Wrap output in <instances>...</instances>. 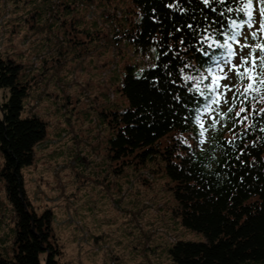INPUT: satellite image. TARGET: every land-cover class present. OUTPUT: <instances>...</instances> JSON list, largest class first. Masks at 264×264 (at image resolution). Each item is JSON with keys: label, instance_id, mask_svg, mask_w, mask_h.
Here are the masks:
<instances>
[{"label": "rangeland", "instance_id": "rangeland-1", "mask_svg": "<svg viewBox=\"0 0 264 264\" xmlns=\"http://www.w3.org/2000/svg\"><path fill=\"white\" fill-rule=\"evenodd\" d=\"M131 9L130 0H0V56L32 77L22 115L46 123L22 171L25 192L36 212L52 211L61 264H175L178 240L205 241L182 225L171 180L154 163L109 156L125 71L139 75L155 55L127 39ZM7 94L0 88V104ZM3 188L0 179V251L11 258L15 217Z\"/></svg>", "mask_w": 264, "mask_h": 264}, {"label": "trees", "instance_id": "trees-1", "mask_svg": "<svg viewBox=\"0 0 264 264\" xmlns=\"http://www.w3.org/2000/svg\"><path fill=\"white\" fill-rule=\"evenodd\" d=\"M130 2L134 7L130 11L138 16L125 31L127 39L143 51L156 47L159 52H168L169 44L174 51L159 60L155 53L152 63L139 75L127 67L118 87L126 98L125 105L111 112L108 119L112 130L110 158L124 166L154 163L171 180L175 214L185 228L205 236V241L178 240L170 248L175 264H264V143L256 140L258 133L245 138L247 154L242 160L246 163L237 161L235 154L225 158L217 151L219 164L212 169L202 167L204 153L200 148L193 155L179 142L188 137L195 143L191 140V124L183 120L187 115L183 105L191 106L194 97L177 76L181 64L174 59L176 51L199 63L202 58L196 53L199 44L193 32L215 38L204 27L211 23L219 29L222 23L230 22L232 14L222 18L199 0ZM216 7L223 10L226 5ZM189 23L193 29L186 26ZM181 37L185 45L180 44ZM185 47L187 52L182 50ZM152 64L157 67L153 69ZM165 64L170 67L165 69ZM31 78L24 64L0 56V88L8 91L0 104V179L15 217L13 254L6 258L0 251V264H61V252L52 234L53 213L50 209L35 211L22 175L23 169L33 163L35 148L46 135V123L40 117L35 113L22 115ZM176 96L182 98L179 103ZM239 127L243 130L245 125ZM230 132L229 136L228 128L220 129L217 139L232 140ZM225 159L227 167H223ZM211 171L221 176H213Z\"/></svg>", "mask_w": 264, "mask_h": 264}, {"label": "snow or ice", "instance_id": "snow-or-ice-1", "mask_svg": "<svg viewBox=\"0 0 264 264\" xmlns=\"http://www.w3.org/2000/svg\"><path fill=\"white\" fill-rule=\"evenodd\" d=\"M199 2L208 6L212 12H219L222 18L229 13L232 16L229 18L230 22L222 23L219 29L211 23L204 27V31L210 30L215 38L193 32L199 44L196 53L202 58L199 63L186 59L181 56L180 51H176L174 59H179L181 64L177 69V76L183 81L186 92L194 97L191 106L188 103L183 105L187 111L183 120L185 124H191V140L195 143L189 141L188 137L179 142L193 155L195 149L200 148L204 153V160L200 163L206 169L219 164L217 151L225 158L235 154L234 158L244 164L246 161L242 160V156L247 154L245 138L256 132V140L264 143V107H258L264 105V0ZM254 3L259 4L258 13L253 8ZM216 5L226 7L219 10ZM186 26L194 28L190 23ZM176 31L181 29L177 28ZM180 44H186L183 37ZM167 47L168 52H159L156 47L151 51L156 53L159 60L161 56H168L174 51L173 45L169 44ZM188 47L182 50L187 52ZM151 67L155 69L157 65L152 64ZM169 67L170 64L164 65L165 69ZM168 75L172 76L173 73L169 72ZM175 99L179 103L182 98L176 96ZM223 105L230 106L225 109ZM241 124L245 125L243 130L239 127ZM221 128L232 131L233 139H217ZM241 143L245 147L242 148ZM227 166L228 160L225 159L223 167ZM210 174L218 178L221 176L218 171H211Z\"/></svg>", "mask_w": 264, "mask_h": 264}]
</instances>
